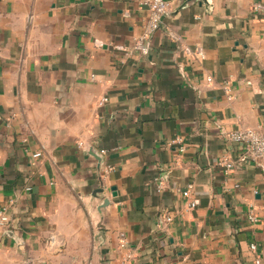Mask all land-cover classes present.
<instances>
[{"label": "crops", "instance_id": "obj_1", "mask_svg": "<svg viewBox=\"0 0 264 264\" xmlns=\"http://www.w3.org/2000/svg\"><path fill=\"white\" fill-rule=\"evenodd\" d=\"M144 1L0 0V264H264V0Z\"/></svg>", "mask_w": 264, "mask_h": 264}, {"label": "built area", "instance_id": "obj_2", "mask_svg": "<svg viewBox=\"0 0 264 264\" xmlns=\"http://www.w3.org/2000/svg\"><path fill=\"white\" fill-rule=\"evenodd\" d=\"M145 4L149 9V17L144 27L143 32L136 38L135 41V49L139 51H143L146 49L148 42L150 41L152 35L161 28L163 18L169 14L170 12V3L167 0H145ZM256 10L264 9L263 5H257L254 7ZM197 55L200 59H204L206 57L204 50L202 48L197 49ZM208 82H212L213 78L211 76L208 77ZM224 88L229 95V98L233 97V88L231 87L229 82H226ZM107 100L106 97H103L99 102L103 104ZM229 139L233 142L240 144L243 147V158L250 159L252 161H264V134L259 132L253 128H244L232 131L228 134ZM180 142V140H179ZM81 146L83 145L82 142L79 143ZM102 153H106V150H101ZM34 158L41 156V152L34 153ZM226 171H231L235 168V162L231 159L224 158L221 162ZM30 190V187H28ZM193 191V185L190 184L188 187L183 191V194L186 197H191ZM199 201L196 198H191L189 202V207L191 209L195 208L198 205ZM249 218L251 220H256L254 214H250ZM173 217L170 214H166L162 217V222H171ZM11 219L8 215L7 209H3L0 211V230L4 233H8L11 226ZM120 247L122 249H128V243L125 240L120 242ZM250 249L257 254L258 252V244L256 242L250 243ZM129 254H126V259L123 264H130L129 263ZM34 261L29 258L27 260V264H33ZM255 264H263L261 256L257 254L255 260Z\"/></svg>", "mask_w": 264, "mask_h": 264}, {"label": "water", "instance_id": "obj_3", "mask_svg": "<svg viewBox=\"0 0 264 264\" xmlns=\"http://www.w3.org/2000/svg\"><path fill=\"white\" fill-rule=\"evenodd\" d=\"M201 1L204 2V1H207V0H201ZM91 153L96 154L94 151H91ZM112 189H113V191H114V192H113V195L116 196V194H117V193H116V187H113ZM101 191H102V189H98V190H97V192H101ZM96 194H97V193H96ZM108 204H109V199H105L104 202L102 203V206L105 207V206H107ZM8 233H9L10 235H12V231H9Z\"/></svg>", "mask_w": 264, "mask_h": 264}, {"label": "rangeland", "instance_id": "obj_4", "mask_svg": "<svg viewBox=\"0 0 264 264\" xmlns=\"http://www.w3.org/2000/svg\"><path fill=\"white\" fill-rule=\"evenodd\" d=\"M41 264H45V263L43 262V263H41Z\"/></svg>", "mask_w": 264, "mask_h": 264}]
</instances>
